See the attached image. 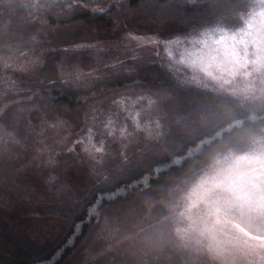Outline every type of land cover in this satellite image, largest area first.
<instances>
[{
    "label": "rangeland",
    "instance_id": "rangeland-1",
    "mask_svg": "<svg viewBox=\"0 0 264 264\" xmlns=\"http://www.w3.org/2000/svg\"><path fill=\"white\" fill-rule=\"evenodd\" d=\"M208 3L209 18L184 33L128 32L65 48L60 80L89 97L81 123L31 119L27 108L16 121L19 131L0 123V161L8 158L21 196L31 205L59 207L43 208L46 213L59 209L69 215L73 211L67 205L81 202L89 185L123 175L145 156L181 140L178 135L165 141L176 119L172 106L183 111L179 97L141 80L106 87L103 93L94 88L121 74L155 66L147 71L163 70L180 87L212 91L195 100L196 108L215 97L255 109L264 104V0ZM179 7H152L145 0L132 16L180 14ZM33 33L4 44L11 47L0 52V98L6 94L1 87L10 88L18 74L30 75L41 65L42 49L33 46H45L49 37L41 28ZM82 52L91 56L88 64L77 60ZM196 108L187 107L184 114L194 116ZM244 137L235 145L233 138L222 143L193 172L159 191L145 188L126 206L96 212L66 264H264V130ZM54 217L25 221L16 234L42 248L58 233Z\"/></svg>",
    "mask_w": 264,
    "mask_h": 264
},
{
    "label": "trees",
    "instance_id": "trees-1",
    "mask_svg": "<svg viewBox=\"0 0 264 264\" xmlns=\"http://www.w3.org/2000/svg\"><path fill=\"white\" fill-rule=\"evenodd\" d=\"M142 1L145 0H0V52L11 47L4 46L5 43H17L23 38L27 40L28 34L40 28L49 37L45 46H33V49H42L41 65L30 75L22 72L18 74V82L10 88L1 87V91L6 94L0 98V123L10 129L18 127L19 131L16 121L21 119L19 115L21 117L24 114L20 110L27 108L30 109L31 119L53 120L61 117L79 125L84 109L83 101L89 97L81 89L68 86L60 80L65 48L79 42L112 39L128 32L159 36L184 33L190 27L204 23L209 18L206 3L216 7L213 2L217 0H149L152 7L169 5L173 8L179 4L180 14H145L133 18V12ZM101 9L104 11H99ZM12 47L23 50L27 46ZM90 58L82 52L77 60L85 65L90 62ZM152 67L155 66H143L141 73L121 74L111 79V82H101L94 88L103 93L106 87H126L141 80L145 85L162 87L172 96L179 97L182 100L179 109L181 111L183 105V111L178 112L172 106L176 119L171 123L165 141L178 135L181 140L173 145L167 144L166 151L158 154L152 152L145 156L140 165L123 175L104 183L89 185L81 202H76L74 206L67 205L73 211L69 215L59 209H51L48 213L43 211V208L58 206L41 203L31 205L21 196V186H16L10 178L12 167L7 166L8 158L1 159L0 199L4 201L0 200V264H66L87 235L96 212L126 206L145 188L159 191L171 181L193 172L222 143L233 138L235 145L245 138V133L254 129L264 130V104L255 109L250 103L236 104L230 99L225 102L226 99L215 97L210 105L196 108L194 105L198 104H195V100H200L198 98L206 92L180 87L163 70H158L159 73L148 72ZM10 91L14 92L7 94ZM207 92L211 94L212 91ZM207 97L211 98L210 95ZM187 107L196 108L194 116L187 117L189 115L184 114ZM53 215L57 216L58 233L42 248L36 249V245L26 240L25 234H16L19 224L28 220L55 218ZM8 245L12 247L11 250L6 249Z\"/></svg>",
    "mask_w": 264,
    "mask_h": 264
},
{
    "label": "snow or ice",
    "instance_id": "snow-or-ice-1",
    "mask_svg": "<svg viewBox=\"0 0 264 264\" xmlns=\"http://www.w3.org/2000/svg\"><path fill=\"white\" fill-rule=\"evenodd\" d=\"M99 11H104L103 9L99 10Z\"/></svg>",
    "mask_w": 264,
    "mask_h": 264
}]
</instances>
